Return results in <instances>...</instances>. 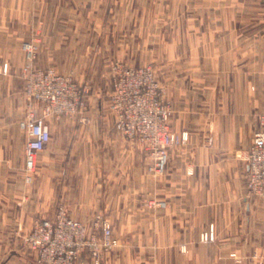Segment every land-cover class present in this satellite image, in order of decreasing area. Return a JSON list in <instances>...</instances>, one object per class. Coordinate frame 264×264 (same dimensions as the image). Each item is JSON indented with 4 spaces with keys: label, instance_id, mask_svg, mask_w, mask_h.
<instances>
[{
    "label": "rangeland",
    "instance_id": "obj_1",
    "mask_svg": "<svg viewBox=\"0 0 264 264\" xmlns=\"http://www.w3.org/2000/svg\"><path fill=\"white\" fill-rule=\"evenodd\" d=\"M202 1L207 0H0V135L9 127L20 129L19 123L30 114L42 118L51 132L27 184V189L33 188L32 196L16 201L18 204L9 202V206L17 205L22 215L7 216L3 222L0 264H38V253L23 244L22 236L37 222L51 219L59 208L89 228L97 214L109 221L117 246L103 253L100 264H191V257H186L188 249L160 244L161 202L158 195L145 194L141 183L143 179L158 181L160 176L149 174L151 152L140 141L129 140L114 129L120 138L121 175L131 170L136 179L129 206L127 200L104 199L98 205L95 200H86L88 179L81 165L75 164L83 160V153L56 152L52 177L48 160L54 157L50 152L54 143L79 141L80 126L89 125L91 118L102 116L108 123L111 116L113 120L108 96L114 67L149 68L153 72L162 100L172 110V132L179 97L195 98V113H210L217 106L212 104L216 97L239 94L240 88H227V73L223 71L227 41L211 39L219 25L207 19V8L199 4ZM24 44L34 47L37 70L53 69L80 91L82 104L72 116H58L46 104L28 99ZM261 115L264 113L258 119ZM193 135L196 144L199 137ZM107 138L111 139V133ZM50 181L56 185L53 193ZM123 207L130 209V217L121 216ZM255 207L264 211L258 198ZM87 212L94 214L85 217ZM83 218L87 220L81 221ZM262 225L264 221L261 229ZM81 258L84 264H93L88 254Z\"/></svg>",
    "mask_w": 264,
    "mask_h": 264
},
{
    "label": "crops",
    "instance_id": "obj_2",
    "mask_svg": "<svg viewBox=\"0 0 264 264\" xmlns=\"http://www.w3.org/2000/svg\"><path fill=\"white\" fill-rule=\"evenodd\" d=\"M199 4L207 8V19L219 25L211 39L227 41L223 49L225 82L227 88H240L239 94L216 97L212 104L217 106L210 113H195V98L179 97L171 129L176 133H196L199 142L172 149L158 181L143 179L141 183L145 194L154 193L165 204L159 210L162 247L188 249L186 257H191V264H264V225L259 227L264 211L256 209V197L247 194L248 167L243 160L258 116L264 113V0H207ZM205 102L208 104L207 99ZM109 119L107 123L102 116L91 118L89 125L80 126L77 142L54 143L50 150L54 157L48 160L49 174L52 177V169L57 166L56 152H81L84 158L75 164L81 165L88 179L86 200H95L97 205L104 199L127 200L129 206L136 179L131 170L121 175L120 138L112 117ZM2 132L0 229H5L7 216L22 215L21 209L9 206V202L18 204L16 201L29 198L33 188L27 189L24 182L25 131L9 127ZM49 189L55 192L52 181ZM90 213L85 217L91 218L94 213ZM121 216L130 217V209L123 207ZM210 226L215 227L216 237L201 241L200 236ZM35 257L38 261L37 254Z\"/></svg>",
    "mask_w": 264,
    "mask_h": 264
},
{
    "label": "built area",
    "instance_id": "obj_3",
    "mask_svg": "<svg viewBox=\"0 0 264 264\" xmlns=\"http://www.w3.org/2000/svg\"><path fill=\"white\" fill-rule=\"evenodd\" d=\"M26 56L23 69L25 94L29 100L46 104L58 116H72L82 104L80 91L53 69L37 70L33 61L35 49L22 46ZM6 72L7 66H3ZM108 108L113 116L114 129L132 141H140L151 152L149 174L161 176L166 170L169 153L186 143L196 142V136L183 132L174 133L169 128L172 114L170 105L163 102L162 90L154 81L149 68L131 69L114 67L111 76ZM25 131L24 182L31 183L36 167V157L48 145L51 132L42 118L33 114L19 123ZM243 160L247 164V194L264 203V115L252 133L251 145ZM159 206L163 208L164 203ZM215 227L200 236L201 241H213ZM23 244L38 253L40 264H84L82 256L88 254L93 264H100L104 252L117 246L111 224L102 215H95L90 228L71 218L59 208L51 219L37 222L22 236Z\"/></svg>",
    "mask_w": 264,
    "mask_h": 264
}]
</instances>
